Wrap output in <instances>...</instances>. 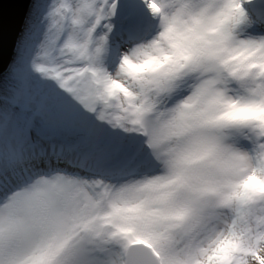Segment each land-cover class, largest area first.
<instances>
[{
    "label": "snow or ice",
    "instance_id": "1",
    "mask_svg": "<svg viewBox=\"0 0 264 264\" xmlns=\"http://www.w3.org/2000/svg\"><path fill=\"white\" fill-rule=\"evenodd\" d=\"M145 2L165 21L148 44L114 47L117 4L80 0L0 54V264H264V36L236 38L264 0ZM26 13L6 2L4 27ZM169 137L166 175L113 183Z\"/></svg>",
    "mask_w": 264,
    "mask_h": 264
},
{
    "label": "rangeland",
    "instance_id": "2",
    "mask_svg": "<svg viewBox=\"0 0 264 264\" xmlns=\"http://www.w3.org/2000/svg\"><path fill=\"white\" fill-rule=\"evenodd\" d=\"M118 0H110L111 3H115ZM128 1V2H127ZM178 0H173V2L177 3ZM259 0H256L258 3ZM68 3L72 5H78L80 0H32L31 5L27 14V18L24 22L23 29L21 31L20 36L18 37L17 47L14 53V59L16 58L17 51L22 44L27 43L29 37L33 33V31L40 30L38 33L37 39H43V31L47 30V26L50 23L51 14L56 7H59L61 3ZM129 4H134L137 6L140 11L142 18L145 21L149 22V28L143 31L142 27L137 29L136 34H132V32L126 31V28L129 26V18L127 19H116L113 16L110 17L105 24H111V43L114 47H119L121 51H126L130 47H134L136 43L148 44L151 39H153L156 34V29L154 28V19L155 15H153L152 11L148 7V5L137 3L135 0H126ZM258 11V9H255ZM92 18H89L88 23L91 24ZM240 40H257L261 36H264V31H250L244 27L240 28ZM105 31L104 27L98 29L97 35L102 34ZM108 62H111L112 56L109 54L107 56ZM114 163H123L122 158L115 159ZM128 176L133 177L136 175L139 170V161H126L124 162Z\"/></svg>",
    "mask_w": 264,
    "mask_h": 264
},
{
    "label": "clouds",
    "instance_id": "3",
    "mask_svg": "<svg viewBox=\"0 0 264 264\" xmlns=\"http://www.w3.org/2000/svg\"><path fill=\"white\" fill-rule=\"evenodd\" d=\"M160 17V16H158ZM162 30L159 32L158 37H160L161 33L165 30V21L160 17ZM157 39V38H156ZM188 83L191 81L185 82L181 81L178 83V88H186ZM164 97H161V100H164ZM179 100H176V103H179ZM167 108L174 107L171 100L167 102ZM160 112H165V107L162 104L160 108ZM153 119H157V116H153ZM161 122L170 119L167 115L159 117ZM177 142L172 138H164L161 142L154 148H146L145 150V162L140 166L137 174L133 177H125L121 181H113V183H127V184H136L138 187L142 185H147L148 182L152 181L156 177H162L167 174L168 171V161L172 155L173 149L176 148ZM20 190V189H17ZM148 194V189L146 187L143 188L142 191L138 192L139 196H146ZM232 218V214L229 210H225L224 215L220 217L218 220L214 219L210 223V230L208 232H203L199 234L196 239V244L207 245L208 238L212 234L213 229L217 231H223L226 227L227 223L230 222ZM86 242V241H85ZM183 246V245H181Z\"/></svg>",
    "mask_w": 264,
    "mask_h": 264
},
{
    "label": "water",
    "instance_id": "4",
    "mask_svg": "<svg viewBox=\"0 0 264 264\" xmlns=\"http://www.w3.org/2000/svg\"><path fill=\"white\" fill-rule=\"evenodd\" d=\"M32 0H0V54L4 56L5 59L11 58L14 59V53L17 47L18 37L21 34L23 29L24 22L27 18V14L31 5ZM15 3V2H26L27 4V13L24 17L22 24H17L14 27H9L3 25L2 18V6L6 3ZM117 4L115 18H124L127 11V6L125 0H118L115 2ZM131 31H137L136 28H132Z\"/></svg>",
    "mask_w": 264,
    "mask_h": 264
},
{
    "label": "bare ground",
    "instance_id": "5",
    "mask_svg": "<svg viewBox=\"0 0 264 264\" xmlns=\"http://www.w3.org/2000/svg\"><path fill=\"white\" fill-rule=\"evenodd\" d=\"M128 2V1H127ZM183 2H187V0H178L177 1V3H183ZM259 2H260V0L258 1V3H257V5L259 4ZM127 6H128V8L130 9V10H134V8H132V6H131V4L129 3H127ZM136 9V8H135ZM138 9V8H137ZM257 9H258V7H257ZM134 11H136V10H134ZM162 30V28L160 29V30H158V31H156V34L154 35V37H153V39H151L150 41H149V43L152 41V40H154V39H156V38H158V34H159V32ZM240 31H241V29L239 28V29H237V31H236V38L238 39V40H240L239 38H240Z\"/></svg>",
    "mask_w": 264,
    "mask_h": 264
},
{
    "label": "trees",
    "instance_id": "6",
    "mask_svg": "<svg viewBox=\"0 0 264 264\" xmlns=\"http://www.w3.org/2000/svg\"><path fill=\"white\" fill-rule=\"evenodd\" d=\"M137 2H138V3H143V0H138Z\"/></svg>",
    "mask_w": 264,
    "mask_h": 264
}]
</instances>
